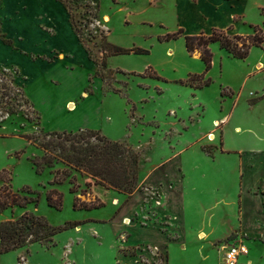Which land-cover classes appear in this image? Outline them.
<instances>
[{"label": "rangeland", "instance_id": "374dc122", "mask_svg": "<svg viewBox=\"0 0 264 264\" xmlns=\"http://www.w3.org/2000/svg\"><path fill=\"white\" fill-rule=\"evenodd\" d=\"M69 11L57 0H0V172H9L15 191L30 187L41 193L38 204L5 209L0 222L30 212L60 228L53 242L0 253V264H167L168 258L169 264H218V255L203 261L206 251L196 230L213 229L219 236L230 223L192 214L220 195L216 187L226 178L214 175L224 170L231 174L230 188L240 168L251 185L264 187V46H253L240 59L212 43V67L203 78L211 84L194 88L182 80L205 71L200 52H188L184 36L160 38L181 27L198 34L232 26L231 37L253 34L254 25L264 31V0H71ZM105 41L149 53L105 57ZM229 89L230 98L222 95ZM233 98L238 103L231 126H241L236 132L225 129L223 117ZM254 98L259 99L251 103ZM86 128L138 151L131 196L95 185L75 170L55 178L66 169L62 163L36 170L33 160L44 154L39 146L45 133ZM226 141L235 152L243 150L244 159L218 154ZM217 154L221 159L212 158ZM182 168L187 179L175 188L185 213L165 205L164 186L169 179L174 184L172 175ZM51 189L63 194L61 208L48 204ZM182 232L190 237L187 252L181 249ZM160 234L166 240L159 242ZM244 238L234 232L215 248ZM261 243L248 240L264 264Z\"/></svg>", "mask_w": 264, "mask_h": 264}, {"label": "trees", "instance_id": "16d2710c", "mask_svg": "<svg viewBox=\"0 0 264 264\" xmlns=\"http://www.w3.org/2000/svg\"><path fill=\"white\" fill-rule=\"evenodd\" d=\"M69 11L71 0H57ZM72 27L76 34L79 33L74 22V14L69 11ZM228 28L214 27L210 33L201 31L198 34L186 33L184 28L162 36L161 40L177 39L184 36L186 49L188 52H200L206 69L202 73H191L182 83L194 88H204L211 84V78L203 80L206 73L211 69L213 62V52L211 44L218 42L220 47L236 58H246L253 46H264V31L259 25H254L255 32L250 35H231ZM7 44H11V39H6ZM104 56L127 54V53H149L147 49L141 47L125 48L105 41ZM158 78H160L158 76ZM222 91V95L231 96L233 91ZM263 97V96H262ZM259 98H254L250 102L255 103ZM37 114L39 120L40 115ZM46 137L40 143V148L44 154L40 158H35L33 164L38 172H42L45 167H54L55 164L62 163L66 169L62 172H55V178L60 173L70 175V170L79 171L92 179L95 185H102L106 188L115 189L127 193L129 196L137 188V180L140 169V156L138 151L118 140H112L103 135L100 130L80 129L78 131L47 132ZM12 178L9 172H0V213L7 208L26 207L29 203H39L41 193L33 191L30 187L15 191L11 185ZM61 182V181H59ZM73 192L74 189H71ZM24 193V194H23ZM36 193V197L30 194ZM56 196V197H55ZM48 204L55 208H61L63 194L57 189H51L47 194ZM75 208H78V199H75ZM100 205L89 206L100 207ZM60 228L53 227L45 216L25 212L20 217L5 219L0 222V253H7L12 250L23 248L29 243H50Z\"/></svg>", "mask_w": 264, "mask_h": 264}, {"label": "crops", "instance_id": "0c3cea01", "mask_svg": "<svg viewBox=\"0 0 264 264\" xmlns=\"http://www.w3.org/2000/svg\"><path fill=\"white\" fill-rule=\"evenodd\" d=\"M205 18V17H204ZM206 19V18H205ZM212 27L211 29H213ZM204 31V30H201ZM200 31V32H201ZM197 34V33H194ZM230 87V86H227ZM231 88V87H230ZM233 89V88H232ZM239 96V95H238ZM228 97V96H227ZM230 98V97H228ZM238 98V97H237ZM237 98H233L234 101L233 107L226 114L223 115L226 124L225 129L229 126L234 132L235 127L239 128L241 130V126L232 124V113L237 105ZM226 133V131H225ZM226 139V138H225ZM225 148L223 147V150H220L218 154H237L239 155V160L244 159L245 154L243 150L238 149L239 153L235 152L237 149L229 148L227 145V141L225 142ZM206 154V153H205ZM215 155L212 157L213 159H221V155L218 156ZM207 155V154H206ZM208 156V155H207ZM218 156V157H217ZM168 173V177H169ZM172 175V174H171ZM202 177L206 176H212L213 174H201ZM228 174V171L225 174V170L222 171L220 174H216L214 176L226 178V183H222L219 186L216 187V189L220 192L219 194H216L210 201H207L205 204H203V209L199 208V213L195 212L192 214V216H203V219L210 220V222L213 221L215 218H219L223 223L228 224L230 223L231 227L228 229L227 232H225L223 235L216 236L214 233V230L211 229L210 232H207L204 230V228L197 229V239L201 240L202 245L201 249L202 251H206L202 255L203 261L207 262L212 255L215 257L218 255V264H223L222 262V253L217 247L215 248V243L218 241L225 239L229 237L232 233H240L245 237L244 241L246 245L248 246L249 250L247 254L241 255L239 259L240 264H257L259 260H263V256L257 257L255 252L251 249V247L248 244V240L254 239L258 242H262L261 244H264V187H262L259 182H256L254 184H250L248 182L247 176L245 171L240 168L235 176V187L230 188V185L227 184L228 177L231 175ZM172 180L174 184H171L172 182H167L168 186L165 185L164 187L167 188V203L165 205H171L174 208H178L179 212L185 213V207L182 204V197H181V191L180 189H176V184L181 181V179H187V173L182 168V173L180 171L176 172L174 176L172 175ZM172 188L171 189H169ZM230 189H232L230 191ZM171 194L173 197H171ZM218 195V196H217ZM202 197L201 195H198ZM258 204V207L256 208L255 205ZM231 209H234L231 211ZM233 214V215H232ZM230 216V217H229ZM233 219L235 222L233 223ZM150 227V226H149ZM205 235L204 238H200L203 234ZM161 237H159V242L166 240L165 235L160 234ZM181 240L184 243V246H181L182 251L187 252L189 250V239L190 237L187 234H184L183 232L179 234ZM171 245H177L176 243H171ZM169 246V248H170ZM170 256V255H169ZM259 258V259H258ZM169 264V258L168 263ZM258 264H263L259 262Z\"/></svg>", "mask_w": 264, "mask_h": 264}, {"label": "built area", "instance_id": "2783aa9c", "mask_svg": "<svg viewBox=\"0 0 264 264\" xmlns=\"http://www.w3.org/2000/svg\"><path fill=\"white\" fill-rule=\"evenodd\" d=\"M218 249L222 253L223 264H240L241 255L248 253V246L243 241L223 242L218 245Z\"/></svg>", "mask_w": 264, "mask_h": 264}, {"label": "bare ground", "instance_id": "6f19581e", "mask_svg": "<svg viewBox=\"0 0 264 264\" xmlns=\"http://www.w3.org/2000/svg\"><path fill=\"white\" fill-rule=\"evenodd\" d=\"M75 106H76V105H75ZM73 107H74V106H72V108H73ZM72 108H71V109H72ZM202 234H203V233H202ZM204 236H205V235L203 234L202 236H200V238H204Z\"/></svg>", "mask_w": 264, "mask_h": 264}]
</instances>
